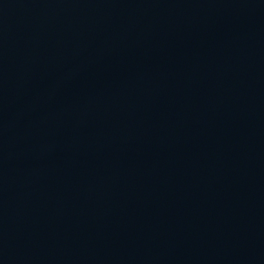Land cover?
Masks as SVG:
<instances>
[{"label":"water","instance_id":"95a60500","mask_svg":"<svg viewBox=\"0 0 264 264\" xmlns=\"http://www.w3.org/2000/svg\"><path fill=\"white\" fill-rule=\"evenodd\" d=\"M0 264H264V0H0Z\"/></svg>","mask_w":264,"mask_h":264}]
</instances>
